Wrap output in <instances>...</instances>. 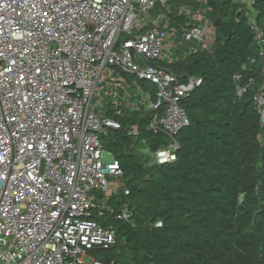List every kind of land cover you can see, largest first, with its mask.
<instances>
[{"label":"built area","instance_id":"1","mask_svg":"<svg viewBox=\"0 0 264 264\" xmlns=\"http://www.w3.org/2000/svg\"><path fill=\"white\" fill-rule=\"evenodd\" d=\"M171 2L0 0V264H102L94 251L115 245V230L94 219L114 214L108 201L125 190L101 144L108 128H120L104 102L113 100L117 115L150 113L148 129L167 136V146L143 150L149 167L176 160V136L190 125L181 103L201 80L160 63H178L185 47V55L210 50L215 30L206 10L185 7L179 14L192 26L171 28L168 15L154 14ZM149 87L155 92L144 93ZM132 218L128 205L117 214Z\"/></svg>","mask_w":264,"mask_h":264},{"label":"trees","instance_id":"2","mask_svg":"<svg viewBox=\"0 0 264 264\" xmlns=\"http://www.w3.org/2000/svg\"><path fill=\"white\" fill-rule=\"evenodd\" d=\"M199 1L172 0L168 23L182 32L193 21L181 8L206 10L211 49L160 63L201 80L181 103L190 125L176 136V160L147 165L143 150L169 143L148 129L150 113L107 112L120 128H108L101 144L120 164L125 190L108 201L114 214H94L116 232L112 248L93 253L102 264H264V0L249 9L235 0ZM124 205L133 212L129 222L117 220Z\"/></svg>","mask_w":264,"mask_h":264},{"label":"rangeland","instance_id":"3","mask_svg":"<svg viewBox=\"0 0 264 264\" xmlns=\"http://www.w3.org/2000/svg\"><path fill=\"white\" fill-rule=\"evenodd\" d=\"M235 1H236V3L242 4V5H245V3H246L245 0H235ZM174 5H175V3H174V2H171L170 4L167 5L166 9H164V8H162V7L159 6V7H157V9L155 10L154 14H155V15H159V14H161V15H168V12L171 11V10L173 9V6H174ZM173 47H176V46H173ZM187 48H188V47H185V48H182V49L180 50L181 55H185V54H186ZM130 83H131L133 86H136V85H138V80L134 79V80L130 81ZM146 87H148V86H146ZM146 90H148V91H146ZM146 90H144V93H146V94H150V91H151V92H155V88H154V87H151V89H150V87H149V89H146ZM141 93H142V92H141ZM141 93H140V92H137V95H138L139 97H141ZM101 108L103 109V111H104V113H105L104 116H105V117H108V118H111V117L107 115V112H108L110 109H112L113 111H115V109H116L115 106H114L113 100H112V101H109L108 103L104 102V103H103V106H102ZM101 108H100V110H101ZM111 119H112V118H111ZM146 153H147V152H146ZM102 201H103V199H102ZM100 202H101V199H100V197H99V200L97 201V204L100 203Z\"/></svg>","mask_w":264,"mask_h":264}]
</instances>
